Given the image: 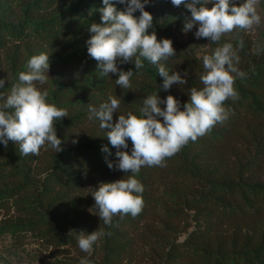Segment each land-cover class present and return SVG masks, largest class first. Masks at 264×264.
<instances>
[{"label":"trees","instance_id":"trees-1","mask_svg":"<svg viewBox=\"0 0 264 264\" xmlns=\"http://www.w3.org/2000/svg\"><path fill=\"white\" fill-rule=\"evenodd\" d=\"M61 2L65 3L58 7ZM113 3L117 10H124L125 5ZM148 4L154 18L149 34L155 31L158 40L171 39L176 50L174 57L160 63L169 75L180 72L183 76L187 71L188 82L183 86L174 83L169 90H160L163 78L158 66L147 60L139 70L131 62L118 64L120 69L135 73L130 89L115 84L117 75H100L97 61L87 53L86 41L92 35L90 25L101 23L102 0H0V49L17 43L9 56L11 80L0 93L18 83V74L28 71V59L42 52L49 54V60L68 64L84 75L48 92V102L66 109L68 116L55 122L63 150L48 156L41 173L37 164L31 163L33 156L20 163L3 157L7 151L0 147V211L15 205L17 212L25 214V218L3 222V226L16 243L31 232L54 247L74 244L71 227L86 234L97 230L110 233L93 246L99 264H125L135 240L131 232L139 227L145 231L140 239L148 240L150 246V264H264V46L257 49L243 41L237 67L246 77L237 78L234 84L239 99L224 104L228 118L168 158L166 167H142L136 174L144 186L139 215L114 216L111 226H106L93 209L95 203L92 207L86 199L85 206L92 207V214L81 205L85 185L99 187L131 174L108 168L106 158L115 161L116 149L107 139L109 130L101 129L98 119L89 118V104L99 108L109 96L120 99L114 123L121 114L139 115L143 100L153 93L161 99L173 95L183 110L188 90L203 87L202 60L174 36L190 12L183 5L174 7L171 0H149ZM7 15L18 17L9 21ZM239 40L222 37L218 44L209 41L208 55L225 42L237 47ZM32 45L40 50H33ZM128 145L130 152V140ZM105 146L107 153L101 150ZM182 232L186 237L179 241ZM79 262L64 257L51 264Z\"/></svg>","mask_w":264,"mask_h":264},{"label":"clouds","instance_id":"clouds-1","mask_svg":"<svg viewBox=\"0 0 264 264\" xmlns=\"http://www.w3.org/2000/svg\"><path fill=\"white\" fill-rule=\"evenodd\" d=\"M102 2L104 6L99 9L101 23L90 25L92 35L86 41L87 53L97 61L101 76L117 75L115 84L130 89L135 73L120 69L118 62L134 63L135 69L139 70L147 60L158 66V74L163 78L160 90L167 91L174 83L183 86L188 82L187 71L183 76L180 72L169 75L164 64L160 63L174 57L176 50L171 39L158 40L155 31L149 34L154 19L145 10L149 0H116L125 5L124 10H117L113 0ZM171 4L177 8L183 5L190 12V16L185 17L183 32L198 26L195 36L212 43L218 44L223 36L237 29L250 30L261 23L257 11L259 0H242L239 4L236 0H171ZM209 4L212 6L208 7ZM137 11L139 16L134 15ZM242 48V39L237 47L225 42L211 55L202 57L200 81L203 87L188 90L189 100L183 110L181 102L173 95L161 99L153 93L143 100L139 115L132 112L121 114L113 123V114L117 113L121 103L116 96H109L99 108L88 105L89 118L98 119L99 127L109 130L107 139L116 149L115 161L106 158L108 168L131 173L127 178L101 183L91 194L95 201L93 209L106 226H111L114 216L123 218L130 214L136 217L143 210L144 186L136 178L142 167H166L168 158L228 118L229 111L224 104L229 99H239L234 84L237 78L246 77V73L237 67L240 61L238 51ZM26 68L28 71L18 74V83L11 87L9 94L0 93V143L7 147L12 141L19 146L22 156H38L45 145L61 152L63 141L56 134L55 122L67 117L68 112L49 103L48 91L38 87L49 79V54L32 55ZM4 84L5 80L0 79V88ZM129 140L132 144L130 152L127 150ZM101 150L109 151L106 146ZM77 234L79 249L89 255L101 236L110 235L102 230ZM79 264H91V261L81 259Z\"/></svg>","mask_w":264,"mask_h":264},{"label":"rangeland","instance_id":"rangeland-1","mask_svg":"<svg viewBox=\"0 0 264 264\" xmlns=\"http://www.w3.org/2000/svg\"><path fill=\"white\" fill-rule=\"evenodd\" d=\"M242 0H236V3L239 4ZM65 2H61L58 7H61ZM212 5L209 4L208 7ZM151 6L147 4L145 6L146 11H150ZM19 6L15 13H18ZM49 12L51 9L48 10ZM257 11L261 16V23L259 26H253L250 30H239L237 29L233 33L226 34L223 38L230 40H239L250 43L253 47L259 49L264 46V0H259V4L257 5ZM18 15V14H16ZM14 15L15 17H18ZM14 17V18H15ZM7 20H14V18L10 15L5 16ZM16 19V18H15ZM198 26H194L192 30L185 33L182 31H174L175 40L177 43L182 45L188 52L193 54L196 58L202 60L204 55H208L209 53V40L206 38H197L195 36V32L197 31ZM15 44L8 43L7 48L0 49V79L5 80V84H8L11 80V66L9 64V56L15 50ZM33 50H40L38 45H32ZM50 68H49V79L44 85H38L41 90H47L48 92L54 88L58 87H66L67 85L73 84L76 81L83 79L84 75L80 74L74 67L61 63L60 61L49 60ZM119 64V62H118ZM1 89V88H0ZM66 89V88H65ZM11 89L5 90L3 94L6 96L10 93ZM0 147L6 150L3 157H11L15 158V161L22 162L23 159H27L29 156H22L19 152V146L13 143L12 141L8 142L7 147H5L2 143H0ZM243 153H246L244 147L241 149ZM55 150L45 145L44 148L40 150V154L38 156H33L34 159L31 162L32 164L36 163L38 166L37 171L41 173L40 169L43 170L46 165V160L48 156L53 153ZM4 159V158H3ZM264 179V174H262V178ZM98 187H95L93 184L85 185L82 188V203L81 205L85 206L87 200L90 205L93 207L95 203L93 196L91 195L93 190H96ZM32 191L28 192V195ZM85 197V198H84ZM87 199V200H86ZM72 199L70 200V204ZM90 206V207H91ZM91 214L92 207L88 208ZM15 205H11L10 208L4 209L0 211V264H51L52 261L56 258H73L75 260L88 259L91 261V264H99V253H88L82 252L77 243V236L81 229L79 227H71L69 228V233H72L75 242L74 244H69L66 246L54 247L51 246L48 242L42 240L39 236L34 233L27 232V234L22 235L20 243H16L13 241L11 234L6 230L3 226V222L10 224L17 219L25 218V214L22 212H17ZM79 211V210H78ZM179 228H182V225H179ZM192 228L189 229V231ZM75 230L76 232H72ZM144 229L139 227L135 232H131V235L134 237V242L132 244V248L129 255L125 256L123 260L125 264H150L151 251L150 246L147 244V241H143L140 239L141 234L144 233ZM186 237L185 232H182L179 236V241H182ZM99 245L98 242H96Z\"/></svg>","mask_w":264,"mask_h":264}]
</instances>
